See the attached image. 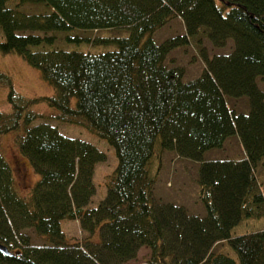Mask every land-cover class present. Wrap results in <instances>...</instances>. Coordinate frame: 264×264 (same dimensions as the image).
I'll return each instance as SVG.
<instances>
[{
	"label": "trees",
	"instance_id": "obj_1",
	"mask_svg": "<svg viewBox=\"0 0 264 264\" xmlns=\"http://www.w3.org/2000/svg\"><path fill=\"white\" fill-rule=\"evenodd\" d=\"M7 1L0 0V52L21 55L54 92L26 96L0 71L10 104L0 109V241L8 248L0 264H128L142 246L150 252L139 264H264V227L232 233L242 218L264 216L257 175L264 163V0ZM26 2H43L49 11L25 12ZM177 16L184 32L154 40ZM114 28L122 32L81 33ZM203 37L233 45L209 54ZM191 39L204 64L184 80V66L167 56ZM65 41L94 49L60 46ZM240 98L246 110L236 108ZM39 102L57 112L36 111ZM47 118L83 125L113 146L117 162L96 204L94 167L105 154ZM9 132L38 173L27 193L19 191L1 148ZM234 134L241 158L205 157ZM165 150L198 162L203 214L155 199ZM63 219L78 220L87 235L70 237ZM28 227L43 244L30 242Z\"/></svg>",
	"mask_w": 264,
	"mask_h": 264
},
{
	"label": "rangeland",
	"instance_id": "obj_2",
	"mask_svg": "<svg viewBox=\"0 0 264 264\" xmlns=\"http://www.w3.org/2000/svg\"><path fill=\"white\" fill-rule=\"evenodd\" d=\"M16 0H8L7 4L13 6ZM20 9L28 13H40L49 11L48 5L43 2H26L20 6ZM184 24L180 17H174L167 24L157 29L152 37L156 41H160L168 36L176 35L184 32ZM81 31V30H80ZM122 32L119 29H100V30H84L81 31L84 35L96 34H111ZM126 30L122 34H126ZM4 39L3 30L0 27V40ZM60 44V43H59ZM65 48L81 47L94 49L93 45L82 42H63L60 46ZM201 45H204L209 54L228 52L233 45L231 39L224 46H216L207 38H202ZM96 50H104L107 47L103 45L96 46ZM168 63L180 64L184 66V80L195 77L203 68V60L198 46L194 40H190L184 45L174 47L169 55ZM0 71L7 73L12 79V85L17 92L26 96L34 97L39 95H50L54 92L53 86L46 81L40 74V70L29 64L21 55L15 52H0ZM260 84L264 89V81L260 80ZM8 86L0 85V109L8 111L10 104L7 100ZM74 102V100H72ZM232 104V103H231ZM237 109H247V99L240 98L236 101ZM33 109L45 115L55 114L57 110L49 106L46 102L33 104ZM48 121L58 126V129L66 135L79 137L93 143L101 150L105 157L95 163L93 181L96 186V191L92 196L93 204H96L106 192V180L109 174L114 169L117 157L113 146L104 138L97 135L95 132L87 129L80 124L59 121L54 118H47ZM2 151L11 165L16 179L17 187L20 192L27 193L30 191L33 183L38 178V173L33 169L31 163L18 150L13 133H4L1 135ZM243 148L236 134L230 136L219 148H211L205 152L207 158H241ZM159 177L154 186V197L157 200L172 201L178 204H183L189 212L203 214L205 206L198 195V162L189 158L180 157L172 150H165L162 153L161 162L159 165ZM257 175L262 181L264 189V163H261L257 169ZM62 228L70 237H83L87 235L79 225L78 220L61 221ZM264 227V216L260 218L245 217L242 218L232 229L233 234L244 233ZM25 231L30 236V242L34 245H41L44 240L39 237L32 227H28ZM222 244H218L220 248ZM225 251L231 256L237 258V254L229 245L225 246ZM149 248L142 246L135 258L128 261V264H139L149 254Z\"/></svg>",
	"mask_w": 264,
	"mask_h": 264
},
{
	"label": "water",
	"instance_id": "obj_3",
	"mask_svg": "<svg viewBox=\"0 0 264 264\" xmlns=\"http://www.w3.org/2000/svg\"><path fill=\"white\" fill-rule=\"evenodd\" d=\"M0 251L4 252V253L8 252L7 246L5 244H3L1 241H0Z\"/></svg>",
	"mask_w": 264,
	"mask_h": 264
}]
</instances>
